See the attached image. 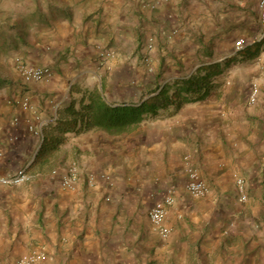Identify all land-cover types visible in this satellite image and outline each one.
<instances>
[{
  "label": "crops",
  "instance_id": "crops-1",
  "mask_svg": "<svg viewBox=\"0 0 264 264\" xmlns=\"http://www.w3.org/2000/svg\"><path fill=\"white\" fill-rule=\"evenodd\" d=\"M257 3L0 0V174L26 167L30 175L0 184V264L33 250L46 253L42 264H264ZM239 38L245 46L237 50ZM16 57L52 75L25 82ZM197 72L207 74L204 97L127 130L82 121L92 89L115 105L138 103ZM253 83L259 91L250 103ZM187 163L207 182L206 196L187 192ZM72 165L74 187L64 188ZM235 174L246 180V201ZM169 191L170 233L162 238L148 211Z\"/></svg>",
  "mask_w": 264,
  "mask_h": 264
},
{
  "label": "built area",
  "instance_id": "built-area-1",
  "mask_svg": "<svg viewBox=\"0 0 264 264\" xmlns=\"http://www.w3.org/2000/svg\"><path fill=\"white\" fill-rule=\"evenodd\" d=\"M259 8V23L261 29L264 31V0H258ZM257 39L253 37L250 39V43L255 42ZM152 38L148 39L149 48L151 47ZM245 46V41L242 38H239L235 41V48L237 50ZM106 57L112 56V51L104 52ZM17 69L18 72L25 82L29 81H39L42 79H47L52 75V70L49 66H38L25 62L24 60L16 57ZM259 87L256 83H253L249 94L248 101L254 103L257 100ZM23 106H26L27 103L24 100ZM188 158V156H185ZM185 171L187 174V180L185 183V188L187 192L194 197H204L209 192V186L207 182L200 177L197 169L187 163L185 166ZM30 178L26 167L18 168L14 173L11 174H0V184L3 185H12L17 186L21 185ZM77 178V168L75 165H72L68 172L62 176L61 184L64 188H73L74 183ZM235 187L238 195V200L243 202L247 200V191H246V180L242 175L235 174ZM174 197L169 191L161 199L155 201L148 211V218L152 223L153 227L156 229L157 233L162 238H166L170 233V228L166 224V216L168 213V208L173 205ZM46 258V253L43 250H33L21 257L16 261V264H42Z\"/></svg>",
  "mask_w": 264,
  "mask_h": 264
},
{
  "label": "trees",
  "instance_id": "trees-1",
  "mask_svg": "<svg viewBox=\"0 0 264 264\" xmlns=\"http://www.w3.org/2000/svg\"><path fill=\"white\" fill-rule=\"evenodd\" d=\"M255 42L252 44H255ZM206 77V73L200 74L197 72L189 77L175 80L171 85L164 84L154 94L138 103L115 105L107 102L95 89H92L86 96V102L81 106V116L84 119L82 121H85V124H87L91 120L92 124L99 125L105 130L116 133L122 132L141 122L147 115L155 114L159 109L165 108L170 104L175 103L179 106L184 101L204 97L206 90L199 92L198 89L201 88ZM171 88L173 90L169 93ZM194 93L195 96H193ZM82 108L84 109L82 110ZM78 115L80 114L78 113ZM80 129L81 126L76 130Z\"/></svg>",
  "mask_w": 264,
  "mask_h": 264
}]
</instances>
